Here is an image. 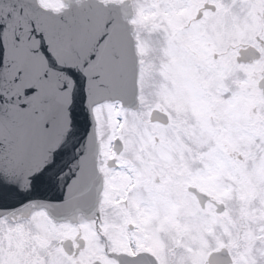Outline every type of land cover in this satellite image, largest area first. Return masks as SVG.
Segmentation results:
<instances>
[{"label":"snow or ice","instance_id":"1","mask_svg":"<svg viewBox=\"0 0 264 264\" xmlns=\"http://www.w3.org/2000/svg\"><path fill=\"white\" fill-rule=\"evenodd\" d=\"M0 264H264V0H0Z\"/></svg>","mask_w":264,"mask_h":264}]
</instances>
